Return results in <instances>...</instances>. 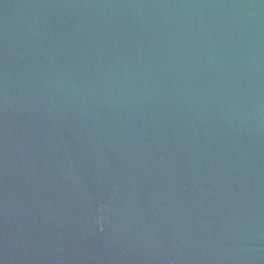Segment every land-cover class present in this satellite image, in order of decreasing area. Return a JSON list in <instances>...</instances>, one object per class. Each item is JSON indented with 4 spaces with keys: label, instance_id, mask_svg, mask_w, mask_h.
Returning <instances> with one entry per match:
<instances>
[{
    "label": "water",
    "instance_id": "1",
    "mask_svg": "<svg viewBox=\"0 0 264 264\" xmlns=\"http://www.w3.org/2000/svg\"><path fill=\"white\" fill-rule=\"evenodd\" d=\"M0 264H264V0H0Z\"/></svg>",
    "mask_w": 264,
    "mask_h": 264
}]
</instances>
